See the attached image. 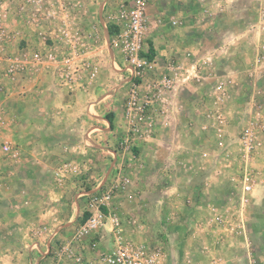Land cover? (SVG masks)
Segmentation results:
<instances>
[{
	"label": "crops",
	"instance_id": "obj_1",
	"mask_svg": "<svg viewBox=\"0 0 264 264\" xmlns=\"http://www.w3.org/2000/svg\"><path fill=\"white\" fill-rule=\"evenodd\" d=\"M93 1L82 26L87 35L103 38L97 49L88 39V57L101 64L96 80L85 75L62 86L55 64L11 79L0 65V264H75L67 247L82 254V264H105L102 252L114 248L110 221L80 245L74 238L87 218L89 195L125 178L131 184L112 206L129 244L160 249L164 264H264V145L251 161L257 184L243 205L238 142L249 102L264 105V61L255 65L264 45V0H206L208 12L188 0L193 35L186 26L174 28L175 39L167 44L156 41L162 28L150 26L148 41L161 66L188 51L203 56L223 48L217 76L235 80L225 105V136L203 129L211 123L204 112L212 102L199 105L201 92L189 88L178 98L181 108L160 118L155 138L123 148L116 146L129 130L125 102L118 100L123 58L112 50L101 7ZM168 4L154 0L150 24ZM24 32L12 53L25 42L41 47L37 30ZM6 143L20 159L4 152Z\"/></svg>",
	"mask_w": 264,
	"mask_h": 264
},
{
	"label": "built area",
	"instance_id": "obj_2",
	"mask_svg": "<svg viewBox=\"0 0 264 264\" xmlns=\"http://www.w3.org/2000/svg\"><path fill=\"white\" fill-rule=\"evenodd\" d=\"M154 0H132L122 5L115 13L113 25L115 35L110 41L112 50H117L123 58V72L126 73L128 88L124 103V114L129 130L120 148L137 146L140 140L151 141L156 137V128L161 117H169L180 108L178 98L189 88L201 92L200 104L209 99L210 109L204 117L211 123L203 126L205 131L213 130L219 137L225 136L228 118L225 112L229 91L235 85L232 77L221 79L217 76L215 62L223 48L196 56L186 52L181 58L168 59L163 66L158 64L156 56L151 54L148 42L150 26L155 29L163 26V19L157 18L149 23L147 10ZM205 5L206 0H197ZM78 0H0V65L5 64V75L11 79L16 76L32 75L43 67L55 64L60 84L72 85L86 75L96 80L100 73V61L88 57L91 51L88 39H93L98 48L99 33L87 35L84 32V14ZM208 12V8H203ZM16 21L20 28H12L10 22ZM173 28L184 26V20L169 19ZM264 30V13L260 18ZM34 28L41 47L32 48L28 43L12 53L11 47L25 39L24 29ZM256 28V26H254ZM43 47V48H42ZM264 61V45L260 46L256 67ZM264 105L252 99L244 114V123L238 136L239 154L243 161L241 177V204L248 202V195L256 182L251 161L264 145ZM4 152L14 160L20 159V152L6 143ZM131 184L128 178L118 180L109 189L89 195L87 218L80 224L75 234L77 243L82 244L104 230L110 221L113 227V245L111 251L102 252L105 264H164L167 262L160 249L146 245H132L126 242L122 233V223L112 201L118 194H124ZM107 211V212H105ZM212 213H217L213 207ZM218 221H222L218 218ZM92 249H98V243H92ZM67 257L75 264H82L84 257L71 247L65 249ZM250 264H255L251 259ZM168 263V262H167ZM221 264V263H214Z\"/></svg>",
	"mask_w": 264,
	"mask_h": 264
},
{
	"label": "rangeland",
	"instance_id": "obj_3",
	"mask_svg": "<svg viewBox=\"0 0 264 264\" xmlns=\"http://www.w3.org/2000/svg\"><path fill=\"white\" fill-rule=\"evenodd\" d=\"M78 1L82 4V8L80 11L84 14V18H86V16H88V13H89L87 3H88V1H91V0H78ZM131 1L132 0H94L93 2L95 4L98 3V5L101 7V16H102L103 20L106 21V25H107L108 30L111 28L113 31L115 27L113 25L114 20L112 17L115 16L114 14L117 13V10L122 5L126 6L127 4L131 3ZM168 1L170 2V4H168V8L163 7L164 8L163 11L165 13L162 14V17H160L163 19L164 23H163V26L161 27L162 29L159 30L160 36L156 38V41H159V44L161 42H163L164 44H167V43L171 42V40L175 39V35L173 34L174 28L171 27L170 23H169L170 18H177V19L182 20L183 19L182 17H184L185 18L184 19V26H186V29H187L186 31H188L189 34H192V35L194 32V28H192V25L190 24L191 16H187V14L189 13L188 10L192 8L191 5L188 4V0H168ZM192 6H193V8H196V9H197V7L198 8H200V7L206 8L205 7L206 5H203L201 3H194V4H192ZM181 15H183V16L179 17ZM175 16H177V17H175ZM115 34L116 33H114V35ZM113 36L110 35V37H112V39H113ZM98 39H99L100 44L103 43V38H102V35L100 33H99ZM110 41H111V39L109 40V44H110ZM148 42L151 45V47H153V43L150 41H148ZM114 51L117 55H120L117 50H114ZM121 67H123V66H121ZM121 75H122V78L120 77L121 80L119 78L118 81L120 80V82H123V85L120 88L122 90V92L120 93L121 95H120L118 100L120 102L124 103L125 99H126V73L122 72ZM118 84H119V86L121 85L119 82H117L116 85L118 86ZM125 136L124 137H118V139L116 141V146H120L121 142L123 140H125V138H126Z\"/></svg>",
	"mask_w": 264,
	"mask_h": 264
},
{
	"label": "trees",
	"instance_id": "obj_4",
	"mask_svg": "<svg viewBox=\"0 0 264 264\" xmlns=\"http://www.w3.org/2000/svg\"><path fill=\"white\" fill-rule=\"evenodd\" d=\"M109 31H110V32H109V33H110V35H111V36H113V35H114V33H115V31H114V30L112 31V29H111V28L109 29ZM150 52H151V54H153V47H150Z\"/></svg>",
	"mask_w": 264,
	"mask_h": 264
}]
</instances>
